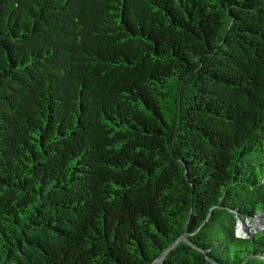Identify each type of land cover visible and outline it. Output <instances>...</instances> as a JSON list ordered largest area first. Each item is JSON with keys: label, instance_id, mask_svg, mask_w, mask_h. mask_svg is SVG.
<instances>
[{"label": "trees", "instance_id": "obj_1", "mask_svg": "<svg viewBox=\"0 0 264 264\" xmlns=\"http://www.w3.org/2000/svg\"><path fill=\"white\" fill-rule=\"evenodd\" d=\"M264 0H0V264H264Z\"/></svg>", "mask_w": 264, "mask_h": 264}, {"label": "rangeland", "instance_id": "obj_2", "mask_svg": "<svg viewBox=\"0 0 264 264\" xmlns=\"http://www.w3.org/2000/svg\"><path fill=\"white\" fill-rule=\"evenodd\" d=\"M262 214V213H261ZM246 224L242 223V222H238V232L239 234H244L245 236L248 235V233L246 232V230H249L250 233L252 232H256L257 230H259L260 228H262L264 226V215H262L261 217H249V218H245ZM255 222V223H254ZM256 222H261V224L259 225H255ZM244 224V225H243Z\"/></svg>", "mask_w": 264, "mask_h": 264}, {"label": "water", "instance_id": "obj_3", "mask_svg": "<svg viewBox=\"0 0 264 264\" xmlns=\"http://www.w3.org/2000/svg\"><path fill=\"white\" fill-rule=\"evenodd\" d=\"M262 215H264V212L262 213V214H259V215H257V217H261ZM242 222V223H244V224H246V221H245V218L244 217H242V216H240V217H238V222ZM238 229H239V227H238ZM258 231V230H257ZM246 232L248 233V235L247 236H251V235H253V233L251 232L250 233V231L249 230H246ZM238 235H240V236H245L244 234H239V232H238Z\"/></svg>", "mask_w": 264, "mask_h": 264}, {"label": "bare ground", "instance_id": "obj_4", "mask_svg": "<svg viewBox=\"0 0 264 264\" xmlns=\"http://www.w3.org/2000/svg\"><path fill=\"white\" fill-rule=\"evenodd\" d=\"M254 223H255V222H254ZM259 224H261V222H258V223L256 222V224H255V225H259ZM243 225H244V224H243ZM239 227H240V226H239Z\"/></svg>", "mask_w": 264, "mask_h": 264}]
</instances>
